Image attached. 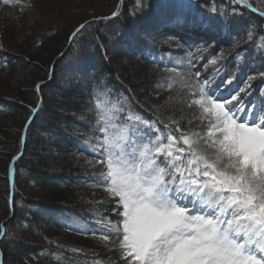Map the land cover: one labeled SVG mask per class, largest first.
Listing matches in <instances>:
<instances>
[{
    "label": "trees",
    "instance_id": "1",
    "mask_svg": "<svg viewBox=\"0 0 264 264\" xmlns=\"http://www.w3.org/2000/svg\"><path fill=\"white\" fill-rule=\"evenodd\" d=\"M87 1L92 12L82 22L70 18L59 0H32L29 9L25 3L0 9V215L6 228V237L0 239L3 264H36L40 255L53 249L35 243V231L69 243L64 254L83 264H94L97 257L104 262L110 254L114 264H124L118 248L102 253L99 249L104 242L91 235L103 229L96 223L102 217L117 219L116 205L103 200L109 197L94 182L103 167L95 163L98 157L66 142L55 141L47 147L48 136L56 129L64 136L82 135L85 142H90L87 135L96 138L90 130L96 121L94 91L98 93L106 85L116 97L128 99L133 111L144 119L159 117L167 123L166 117L171 115L181 120L182 129L192 130L202 125L198 120L187 124L193 113L183 98L176 95L169 99L171 93L157 87L166 68L174 67L184 75L190 68H198L201 78L210 77L212 87L224 80V69L235 68L238 86L247 91L256 86L264 90V48L257 47L264 43V16L234 5L232 0H180L189 19L211 18L222 23L218 13L227 16L237 9L239 15L224 30L229 44L217 46L209 40L191 42L184 36L164 33L176 22L173 0H144L153 7L135 16L131 13L136 12V0L107 5L100 0ZM250 3L264 11V0ZM30 9L37 10L51 25L48 34L36 39L31 27L24 24ZM117 9L120 14L112 17ZM86 22L90 27L73 39L75 29ZM193 27L181 24L186 34H191ZM249 30L254 33L251 41L246 36ZM221 54L215 65L210 63ZM42 82L44 86L37 91L35 86ZM243 94L238 92L240 97ZM249 100L259 105L255 95H247L244 103ZM165 105L167 109L157 110ZM32 107L39 109L34 116ZM25 132L26 138H22ZM23 150L14 164L12 185L10 165ZM66 150L70 157L65 156ZM71 248L83 253H73Z\"/></svg>",
    "mask_w": 264,
    "mask_h": 264
},
{
    "label": "snow or ice",
    "instance_id": "2",
    "mask_svg": "<svg viewBox=\"0 0 264 264\" xmlns=\"http://www.w3.org/2000/svg\"><path fill=\"white\" fill-rule=\"evenodd\" d=\"M232 3L259 11L249 0ZM151 7L136 0L131 14ZM183 8L180 0H173L178 25L206 23L209 33L239 15L235 8L227 16L218 13L222 23H217L189 19ZM119 14L117 9L111 16ZM259 14L264 16V11ZM88 27L87 22L80 24L72 38ZM253 35L251 30L246 33L249 41ZM257 47L264 48V43ZM219 58L222 54L210 63L215 65ZM165 71L158 89L171 93L169 99L181 96L193 113L187 124L198 120L202 127L182 129L181 120L171 115L167 123L159 117L144 119L106 85L91 94L96 121L90 130L96 139L90 146L98 157L95 163L103 166L94 182L114 202L117 215L115 221L102 217L103 229L91 235L105 245L115 236L124 264H264V97L259 105L244 103L238 92H249L231 90L233 78L212 87L210 77L201 78L198 68H190L187 75L174 67ZM43 86L35 87L39 91ZM161 108L167 106H157ZM38 111L31 108L33 116ZM15 172L13 164V178ZM5 237L6 228L0 225V239ZM94 264L104 262L97 257Z\"/></svg>",
    "mask_w": 264,
    "mask_h": 264
},
{
    "label": "rangeland",
    "instance_id": "3",
    "mask_svg": "<svg viewBox=\"0 0 264 264\" xmlns=\"http://www.w3.org/2000/svg\"><path fill=\"white\" fill-rule=\"evenodd\" d=\"M100 1L103 5L104 4L107 5V4H112L118 0H100ZM59 2L62 3V4H60L61 6H63V7L65 6V8H67L68 16L70 18L75 19L76 22L84 21L85 16L92 12V10H91L92 5L87 0H59ZM16 3H25L26 7H27L28 4L32 3V0H12V2L9 4H4L3 0H0V9L6 10V9L10 8V6L12 4H16ZM40 7H41V5L37 6V9H39ZM27 8L29 9L30 6L28 5ZM36 11H33L31 9L27 11V13L25 14L24 24H27L29 27H31V31L33 32L32 34L37 39L41 35L43 36V35L48 34L50 31L51 25H49L45 20H42ZM64 22H66V21H64ZM218 29L220 30L221 28H218ZM32 34L29 33L28 35H32ZM204 35L208 39H212L213 37H215L214 34H209V33H206V34L204 33ZM215 35H217V33H215ZM190 38L192 39V37H190ZM224 73H225L224 79H225V77L233 78V83L229 87L239 88V89L241 88L238 86V76H236L235 68H232L231 70L224 69ZM248 92H249V95H252V93L254 92L253 94L257 95L259 97V99H261L263 97V89L261 87L256 86L253 89L252 88L249 89ZM245 98H246V96H245V94H243L242 95L243 101L245 100ZM123 100L130 107L129 100L125 99V98ZM130 109L133 113H135L131 107H130ZM59 135H60V137H59ZM75 136L76 135H74V134H70L69 136H66V135L64 136L63 134H61L60 130L56 129L55 131H53L48 136L49 139H47V147L53 146V144H54L53 141H56V140H58L62 143L66 142V144H68V146H74L76 144V141H74ZM80 136L82 137V135H80ZM87 138H89L90 143H84V147L88 148L89 151L92 153L90 145L93 141H95L96 138L92 135H87ZM65 156L70 157L71 152L66 150ZM100 168H102V167H100ZM98 176L99 175H96V177H98ZM103 200L106 202H110V199H103ZM110 218L112 220H114L113 216ZM5 220L6 219H4V221ZM0 222H1L0 224H3L2 215H0ZM33 234H34L35 243H40L44 246L53 248L52 250H50V251L47 250L42 255H40L36 264H83L80 261L64 254V251L67 250L68 248H70L69 243L59 241V239L56 238V236H54L53 234H46V233L40 232V231H35ZM50 241L52 243H50ZM111 247L112 248H118V241H117L115 236L112 237V240L109 244L105 245V243L104 244L102 243L99 251L102 253H105V252L109 251V249ZM53 253H55L56 255H53ZM104 263L114 264L115 260L113 258V254H110L104 260Z\"/></svg>",
    "mask_w": 264,
    "mask_h": 264
},
{
    "label": "water",
    "instance_id": "4",
    "mask_svg": "<svg viewBox=\"0 0 264 264\" xmlns=\"http://www.w3.org/2000/svg\"><path fill=\"white\" fill-rule=\"evenodd\" d=\"M122 1H123V0H122ZM28 126H29V124L27 125V128H28ZM27 128H26V130H27ZM23 153H24V150H23V152L21 153V155L19 156V158L23 156ZM19 158H18V159H19ZM18 159H15L14 162L17 161ZM14 162L12 163V165L14 164ZM13 181H14V178H13V176H12V174H11V184H13Z\"/></svg>",
    "mask_w": 264,
    "mask_h": 264
}]
</instances>
